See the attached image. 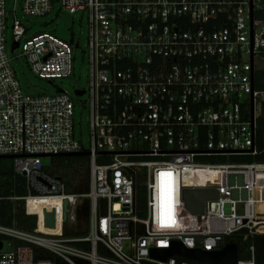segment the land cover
Returning <instances> with one entry per match:
<instances>
[{
  "label": "built area",
  "instance_id": "obj_1",
  "mask_svg": "<svg viewBox=\"0 0 264 264\" xmlns=\"http://www.w3.org/2000/svg\"><path fill=\"white\" fill-rule=\"evenodd\" d=\"M12 1L27 15L46 16L60 5L87 17L89 86L74 93L88 95L90 141L85 146L76 135L69 90L23 89L7 49L12 13L8 0H0V156H13L28 191L14 199L37 217L33 231L0 224V264H208L159 256L177 241L204 251L235 243L237 264H256L253 243L248 257L239 254L240 243L261 234L264 223L254 194L264 161L233 160L260 152L251 98L256 103L261 94L252 73L256 80L262 69L264 33L256 34L254 15L252 48L250 0ZM259 8L254 0V14ZM12 22V44L36 75L53 82L74 74L79 42L45 31L28 37L16 10ZM79 151L91 152L86 193L67 191L43 163L45 155ZM202 172L211 177L184 182ZM215 176V183L207 182ZM186 188H216L219 197L194 214ZM47 198L59 201L55 227L46 225ZM35 206L41 212H32ZM78 214L88 229H67Z\"/></svg>",
  "mask_w": 264,
  "mask_h": 264
},
{
  "label": "rangeland",
  "instance_id": "obj_2",
  "mask_svg": "<svg viewBox=\"0 0 264 264\" xmlns=\"http://www.w3.org/2000/svg\"><path fill=\"white\" fill-rule=\"evenodd\" d=\"M8 10L11 11L12 15L9 17L8 29L6 31L7 37V49L11 56L14 57L13 64L18 73V77L21 81L23 89L31 94H43V93H56L59 89L69 90L76 103V109L74 114V122L76 135L83 145L88 146L90 141V129H89V101L88 95H84L81 98L75 95L74 90L77 88H88L89 86V68L87 60V35H88V20L87 17L82 13L70 14L65 10L60 9V5H56L54 9L46 16H35L27 15L22 9V4L19 1L15 4L12 0H8ZM16 10L17 16L21 19L22 23L28 29L27 36L30 37L39 32L51 33L63 40L68 42L74 38V44L79 42V47H75V72L72 76L63 79H55L53 82L49 79L40 78L36 75L28 65L25 56L22 55V49L18 48L15 52L11 51V45L13 42V29H12V18L13 13ZM256 34L262 35L264 33V21L259 20L255 27ZM16 58V56H18ZM259 66L264 68V58L260 61ZM259 107V106H258ZM52 157H43L44 165L52 164ZM81 169L74 167L72 171L79 173ZM71 172V170L69 171ZM82 175H74V182L77 192L86 193L89 191V169L82 171ZM88 205V200L83 198L82 206ZM44 212H53L50 209H45ZM86 219L82 215L78 214L76 222H68L66 225L67 229H72L75 232L77 230L87 228L85 223ZM88 229V228H87ZM240 247L243 248V252L239 254L241 258L249 256L248 244L241 242Z\"/></svg>",
  "mask_w": 264,
  "mask_h": 264
},
{
  "label": "trees",
  "instance_id": "obj_3",
  "mask_svg": "<svg viewBox=\"0 0 264 264\" xmlns=\"http://www.w3.org/2000/svg\"><path fill=\"white\" fill-rule=\"evenodd\" d=\"M260 2L261 8L256 9L254 15L255 19L264 21V0H260ZM255 88L261 92L256 101V110L259 114L257 117L256 139L260 152L254 156H236L233 158L235 161H264V68L258 70L256 73ZM52 158V164L45 165L46 170L52 175L61 177L67 184V191H75L74 172L72 169L78 167L82 171L86 170L87 172L89 168V156H54ZM70 170L71 172H69ZM258 170L259 172H264V167H261ZM82 171L76 173L82 175L84 173ZM76 173L74 174L76 175ZM201 177L208 178L211 177V174L202 172L199 173V175H188L185 177L184 182L186 184H191L197 181L195 179L200 180ZM216 179L217 177L215 176L213 180H208L207 182L212 184L216 182ZM27 193L26 180L23 175L16 172L13 159L0 158V224L7 226L16 225L26 231L34 230L37 223V217L26 213L24 200L14 199L15 197L26 196ZM42 202L47 203L46 206H48L51 211H54L53 206L59 201L55 198H47ZM139 206L140 208L146 206V197L143 192L140 194ZM34 209L31 211L39 212L41 207L35 206ZM256 211L264 214V174H259L256 180ZM86 212H88V209H86ZM84 233L86 234L87 231ZM233 239L234 236L228 237V240L230 241ZM252 243L255 246L256 264H264V234H257L254 239H249L247 242L248 246Z\"/></svg>",
  "mask_w": 264,
  "mask_h": 264
},
{
  "label": "water",
  "instance_id": "obj_4",
  "mask_svg": "<svg viewBox=\"0 0 264 264\" xmlns=\"http://www.w3.org/2000/svg\"><path fill=\"white\" fill-rule=\"evenodd\" d=\"M251 2V47H254V0ZM18 43L14 42L12 44V51L18 47ZM252 84L255 88V73H252ZM76 94L82 95L83 90H76ZM255 110L256 103L255 98H251V116L252 121L255 120ZM91 154L90 151H79V152H68L59 155H45L44 157H54V156H76V155H87ZM0 158H13L12 155H1ZM183 197L186 202V206L194 213L204 212V203L209 199H217L219 197V192L216 188H186L183 191ZM68 200H65V208H67ZM46 215V225L49 227H55V212H45ZM64 219H66V209L64 212ZM1 247V244H0ZM172 254H180L189 259L206 262L208 264H237L238 260V250L237 244L229 243L221 251H204L201 249H188L184 247L180 242H174L173 247L166 249L160 257L166 258ZM157 255V254H156Z\"/></svg>",
  "mask_w": 264,
  "mask_h": 264
},
{
  "label": "bare ground",
  "instance_id": "obj_5",
  "mask_svg": "<svg viewBox=\"0 0 264 264\" xmlns=\"http://www.w3.org/2000/svg\"><path fill=\"white\" fill-rule=\"evenodd\" d=\"M263 168L264 167V165H259L258 166V168H257V173H256V180H257V176L259 175V174H264V172H259V168ZM254 194H255V200H256V187H255V189H254ZM55 199H57V198H55ZM257 212V211H256ZM262 226H261V228H260V230H259V233H261V234H264V223H262L261 224Z\"/></svg>",
  "mask_w": 264,
  "mask_h": 264
}]
</instances>
